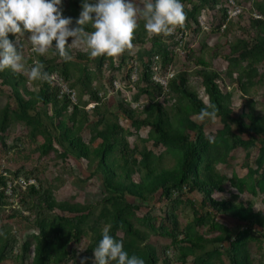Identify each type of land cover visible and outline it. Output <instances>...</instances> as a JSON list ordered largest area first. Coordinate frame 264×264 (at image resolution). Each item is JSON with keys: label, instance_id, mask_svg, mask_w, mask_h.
<instances>
[{"label": "trees", "instance_id": "trees-1", "mask_svg": "<svg viewBox=\"0 0 264 264\" xmlns=\"http://www.w3.org/2000/svg\"><path fill=\"white\" fill-rule=\"evenodd\" d=\"M191 1L182 0V3L194 5ZM200 2L202 7L210 5L214 8L219 5L218 0H200ZM69 3L70 17L75 24V17L79 15L81 5L76 0H70ZM254 6L263 19L252 21V27L257 31L253 44L232 45L229 55L222 56L227 64V78L235 82L244 95L247 93L246 84L257 74L256 67L264 66V0L256 1ZM218 11L221 14V24L232 22L226 21L225 8ZM185 12L186 19L196 23L194 14L197 9L193 6L189 12ZM242 15L243 9L237 19ZM89 30H91L90 26ZM8 35L10 39H14L12 33ZM68 40H71V37ZM139 42L141 37L134 32L132 43ZM16 46L20 51V46L17 44ZM153 46L154 54L142 64V71L137 66L138 74L132 87V91L136 89L139 94L146 97L147 105L142 107L140 116L136 114V108L128 107L129 104H119L118 110L132 128L149 130L153 143L163 146L171 155V167L156 165L157 158L150 151L140 152L136 145L129 148L122 127L117 121L107 120L100 107L104 93L93 87L95 71H100L107 61L109 66H112L110 57L104 55L95 58L96 68L90 71L85 65L65 61L54 49H51L50 59L42 57L38 59L39 63L43 64L44 71L49 74L48 78L30 79L36 85L35 91L27 89L28 79L22 72H14L9 68L0 69V83L10 89L11 98L15 103L13 109L8 105L0 109V146L6 151L9 150L2 134L13 120L23 123L28 128L30 139L34 140L37 137L42 139L38 147L41 155L55 150L54 145H56L62 151V155L68 154L76 160L88 162L96 160L95 174L102 180V188L105 192L102 202L105 203L103 204L105 207L98 217L99 222L96 224L98 228L92 232L83 252L87 264V260L94 255L93 249L102 237L105 227H109L110 234L116 239L124 242V248L130 255L135 254L143 258L145 264H157L160 257L161 264H184L189 253L202 251L204 244L213 242L218 244L217 249H214L215 254L224 256L228 264H249L247 244L255 240L253 230H264V215L253 211L250 201L236 203L232 189L238 194L254 195L255 187H261L264 182V119L253 115L249 105L246 106V111L233 118L231 93L225 90L217 73L207 71L209 66L202 58H198L196 63L202 66L199 75L207 103L188 88V78L184 72L173 75L167 81L166 90H163L151 81V63L153 57L157 56L162 72L172 62V51H168L156 40ZM69 51L71 53L70 49ZM234 54L238 57L232 59ZM71 55L77 62L89 63L92 58L87 52L71 53ZM213 56L219 57L215 52ZM52 74L57 75L74 93L75 105L71 104L66 94L59 97V87L49 80ZM234 75L235 79H233ZM128 77L127 74L125 82ZM76 88L79 95L75 91ZM84 95H87V103L83 105L80 97ZM164 95H172L178 99L177 105L172 108L174 114L172 118L157 102V99ZM121 97L124 100L123 94ZM210 103L218 108L217 119L220 122V129L211 139L206 137L201 125L190 120L191 115H198L201 108L209 106ZM91 104L95 105L94 108L87 110ZM90 111L97 118L90 142L99 141L93 149L79 138L83 124L88 123L87 113ZM67 124L70 126L68 127ZM244 135L248 136V140H243ZM255 143L259 144L255 160L256 168L250 171V174L248 172L246 178L240 179L234 176L232 179H227L215 169L214 154L219 153L220 150L248 149ZM221 162H223L222 157ZM10 174L12 179L22 177L25 181H38L35 169L26 171L21 167ZM135 174H140L138 181L133 179ZM255 174L258 175L257 179L253 177ZM12 179L0 175V210L8 209L9 219L18 217L26 222L28 216L33 215L38 229L33 247L37 264H67L68 261L75 263L76 252L70 249V245L78 244L82 233L81 226L88 218L92 207L56 203L51 193L39 182L37 187L28 185L24 190L12 186L11 194L7 195L6 182ZM228 190V198H221L220 195ZM194 192L201 196V201L197 208L193 203L185 201L192 209V221L186 229L179 230L174 214L176 203L185 193ZM155 193H159V197L166 199L171 206L170 211L165 213L158 225L149 213L142 215L139 213L141 204L130 203L127 200L129 196L145 202ZM13 205H17L18 209H14ZM55 210L71 216L53 218ZM217 217L234 221L235 229L217 223ZM202 226L217 232V235L210 240L203 239L193 231ZM149 235L167 238L170 243L168 246L156 249L150 244ZM222 243H226V246L221 245ZM29 247V242L18 246L7 230L4 227L0 228V264L16 258V249H19L18 258L26 262L29 259ZM170 248L176 253L172 257L166 255ZM52 253L54 255H51ZM196 264L207 263L196 261Z\"/></svg>", "mask_w": 264, "mask_h": 264}, {"label": "rangeland", "instance_id": "rangeland-1", "mask_svg": "<svg viewBox=\"0 0 264 264\" xmlns=\"http://www.w3.org/2000/svg\"><path fill=\"white\" fill-rule=\"evenodd\" d=\"M76 1L81 5V0ZM234 1L241 5L243 15L240 19H237L239 15L236 18H232V22L225 24V27H222L220 22L221 14L218 11L224 8L225 0H218L219 5H216L214 8L210 5L202 7L200 0H192L191 3L194 5L183 4L184 11L189 12L193 6L197 9V12L194 14L196 23L191 22L187 18L183 25L176 26L170 34H152L146 31L143 27V18H140L138 20L139 26L134 32L140 35L141 42L133 43L131 48L126 49L119 56L110 57L112 66H109L108 61L104 62L100 71L96 70L94 73L93 87L104 93L100 107L104 111L107 120L117 121L118 125L122 127L125 131L124 136L129 148L136 145L140 152H144L145 150L152 152L157 158L155 160L156 165L159 164L164 168L171 167V155L165 151L166 149L163 146L153 143L147 128H139L137 130L132 128L129 121L118 110L119 104H129L128 107L136 108V114L140 116L142 107L147 105L148 100L144 95L139 94L136 89L132 91L133 88H126L125 77L129 71V61L132 59L135 60L138 68H140L139 70L142 71V64L146 63L154 54L153 43L155 40L163 44L168 51H172V62L163 72L169 71L172 76L180 72L186 73L188 88L196 93L204 103H207V99L203 92L202 80L199 75L202 71V66L196 63L198 58H202L208 64L209 68L207 71H214L218 74L225 90L231 93L233 118H236L237 115L246 111V106L249 105L253 115L264 119V66L259 65L256 67L257 74L252 76L250 82L246 84L247 93L244 95L238 89V85L227 78V64L222 59V56L229 55V49L232 45L236 46L239 43L253 44V39L257 31L252 27V21L254 19H263L254 6V3L263 0ZM69 2L70 0H63L62 3L63 15L65 16H70ZM137 3L142 5L143 0H137ZM13 36L15 39V34ZM16 44L20 46V52L23 55L26 68L39 63L38 59L40 57L44 59H50L52 57L51 49L43 54L32 52L31 42L27 39V33L23 36L16 35ZM70 50L72 54L86 52L83 45L74 46ZM214 52L219 57L213 56ZM236 57L238 55L234 54L231 58L234 59ZM95 58L92 57L89 63H84L77 62L73 57L70 62L72 64L85 65L87 69L93 71L96 68ZM22 73L28 79L26 80L28 81L26 83L27 89L35 91L37 88L34 81L30 80L31 78L26 71H22ZM75 73L77 72L75 71ZM233 79H235V75ZM113 80L119 82L120 88L118 90L114 89L112 85ZM75 91L79 95L77 88ZM120 93L123 94L124 100ZM80 102L83 105L87 103V95L80 97ZM157 102L162 105L171 118L174 116L172 108L178 103V99L175 96L164 95L159 97ZM5 105H8L10 109L15 107L14 100L11 98L10 89L0 83V109ZM87 114L88 123L83 124L79 138L90 149H93L99 143V141L90 142L95 129L94 123L97 121V118L91 111ZM190 120L201 125L204 134L209 139L213 138L218 129H220L218 119L200 121L199 116L193 114ZM67 126L69 127L70 124H67ZM28 135V128L23 123L13 120L10 121L7 129L2 134L6 147L9 150L6 151L0 146V175L4 174L8 179H12L10 173L16 169L21 167L26 171L35 169L38 175V181L33 180L36 187L38 186L37 182H39L43 188L51 193L56 203L79 204L84 207H92L88 218H86L84 224L81 226L82 233L79 237L78 244L76 246L70 245V249L76 252V262L68 261L67 264H81V259L85 258L83 255L85 247L92 236V232L98 228L96 225L99 222L98 217L105 207L103 205L105 203L102 202L105 196L102 188V180L99 175L95 174L96 160L94 159L88 162L76 160L68 154L62 155V151L56 145H54L55 150L41 155L38 147L41 145L42 139L37 137L32 140ZM242 138L243 140H248L247 135L242 136ZM258 148L259 144L255 143L253 147L248 149L236 148L229 149L228 151L220 150L219 153L214 154L216 161L215 169L227 179H232L234 176L240 179L246 178L247 173L249 172L250 174V171H254L256 168L255 160L258 155ZM221 157L223 162H221ZM139 176L140 174H135L133 176L134 181H138ZM253 177L257 179L258 175L255 174ZM232 192L236 196V203L250 201L252 210L264 215V182L261 184V187H255L254 195L249 193L245 195L238 194L235 189H232ZM228 194L229 190L221 194L220 197L227 199ZM127 200L130 203L141 204L139 213L141 215L149 213L155 220L156 225L164 218L165 213L170 211L171 207L166 199L159 197V193H155L145 202L129 196ZM186 200L193 203L195 208H197L201 201V196L195 192L191 194L185 193L177 201V208L174 214L179 230L186 229L192 221V209L185 202ZM13 207L14 209H18L17 205H13ZM8 212V209L0 210V228L4 227L18 246L24 242L30 243L28 251L29 259L26 262L20 260L18 258L19 249H16L15 253L17 257L12 261H3L2 264H37L34 259L33 247L38 229L36 227L37 224L35 225L33 220V215L28 216L27 213H24V215L28 216L26 222L18 217L9 219ZM58 216L68 217L71 215L55 210L53 218ZM216 222L232 230L235 229L234 221L225 217H217ZM169 228L168 226L167 229ZM140 230L145 231L143 228H140ZM193 231L198 236L207 240L217 235V232L211 231L204 226L193 229ZM253 235L255 240L247 244L249 264H264V230H253ZM148 239L150 244L156 249L168 246L170 243L169 239L157 235H149ZM221 245L226 246V243H222ZM217 247L218 244L214 242L204 244L202 251L189 253L190 255L184 261V264H196V261H205L207 264H228L224 256L215 254L214 249H217ZM175 254L171 248L166 253L167 256L171 257ZM51 255L54 254L52 253ZM160 259L161 257L158 259L157 264H161ZM87 262L88 264H95L94 255ZM85 264L87 263L85 262Z\"/></svg>", "mask_w": 264, "mask_h": 264}, {"label": "clouds", "instance_id": "clouds-1", "mask_svg": "<svg viewBox=\"0 0 264 264\" xmlns=\"http://www.w3.org/2000/svg\"><path fill=\"white\" fill-rule=\"evenodd\" d=\"M62 3L63 0H0V69L26 71L34 80L48 78L41 63L25 67L16 35L27 33L34 52L43 54L54 49L65 61L73 59L69 49L80 45L90 57H114L133 46L140 18L144 29L152 34H170L186 19L182 0H143L142 5L137 0H81V10L73 24L72 17L63 15ZM9 33L15 34V39H10ZM217 113L218 108L210 103L201 108L198 116L200 121L216 120ZM93 254L95 264H145L143 258L125 250L124 242L111 235L109 227L103 229ZM85 262L86 258H82L81 264Z\"/></svg>", "mask_w": 264, "mask_h": 264}, {"label": "built area", "instance_id": "built-area-1", "mask_svg": "<svg viewBox=\"0 0 264 264\" xmlns=\"http://www.w3.org/2000/svg\"><path fill=\"white\" fill-rule=\"evenodd\" d=\"M224 8L226 9V21L231 20L232 18H236L238 15L241 14V6L238 5L234 0H225V5ZM222 27H225V24H222ZM33 52V50H32ZM151 71H152V76H151V81L158 84L160 87H162L163 90H166L167 86V81L172 78V75L170 74L169 71L167 72H161L160 65L158 64V57L154 56L153 61L151 63ZM137 73H138V68H137V63L135 60H130L129 61V71H128V79H126V88L130 89L133 87V84L136 81L137 78ZM49 80L54 83L57 87H59L60 92H59V97L62 95H68L70 102L72 105L76 104V98L75 95L72 91H70L63 81L55 74H52L49 76ZM112 85L115 90H118L120 88V84L118 81L113 80ZM99 98H101V94L98 95ZM94 104H91L87 107V110H91L94 108ZM2 176H5L2 174ZM6 194L10 195L11 194V188L12 186H18L21 190H24L28 185H33L36 187L35 183L33 180L25 181L22 177H19L17 179H12L6 182Z\"/></svg>", "mask_w": 264, "mask_h": 264}]
</instances>
